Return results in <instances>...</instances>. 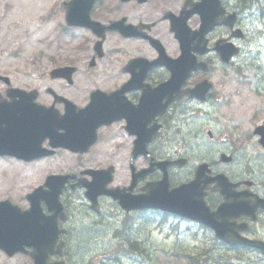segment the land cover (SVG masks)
<instances>
[{
	"label": "flooded vegetation",
	"instance_id": "1",
	"mask_svg": "<svg viewBox=\"0 0 264 264\" xmlns=\"http://www.w3.org/2000/svg\"><path fill=\"white\" fill-rule=\"evenodd\" d=\"M248 7V0H97L89 24L63 27L74 47V60L54 67L73 65V74L19 79L7 75L9 81L0 80L3 102L20 100L7 95L10 88L37 89L36 101L52 109L53 125L58 126L54 137L43 138L42 147H52L53 154L34 161H53L63 153L72 161L47 173L64 178L65 217L49 219L38 231L39 239L52 242L43 250L16 254L11 264H153L154 221L158 226L172 225L170 234H165L169 238L182 225L187 227L168 252L177 256L179 264H184L185 256L188 264H264V169L233 168L242 157L244 133L238 137L229 133L205 152L200 145L192 156L179 150L168 153L169 131L191 125L207 109L229 113L231 122L234 110L242 106L240 89L233 94L232 72L242 76L249 66ZM102 25L111 28L101 32ZM236 30L241 35H234ZM234 45L239 49L236 55H232ZM197 86L201 90L192 91ZM259 119L253 124L264 122V116ZM60 134L81 150L55 147L62 140ZM227 157L230 160L223 161ZM166 160L181 163L167 168L171 188L200 176L189 199L204 201L212 213L229 200L253 202L256 208L251 212L228 208L215 219L205 215L223 234L246 242H226L216 227L184 216L151 208L127 210L108 193L98 194L94 206L87 195V184L95 175L111 177L108 186L120 187L121 195H142L163 177L158 166L149 170L152 163ZM203 163L208 168L199 170ZM121 172L126 180L115 184ZM218 174H225L235 185L222 189V179H211ZM44 211L49 214L45 207ZM186 240L197 243L196 247L185 250ZM200 243L206 247L200 249Z\"/></svg>",
	"mask_w": 264,
	"mask_h": 264
},
{
	"label": "rangeland",
	"instance_id": "2",
	"mask_svg": "<svg viewBox=\"0 0 264 264\" xmlns=\"http://www.w3.org/2000/svg\"><path fill=\"white\" fill-rule=\"evenodd\" d=\"M62 1L0 0V74L13 75L14 79H19L22 75L48 74L57 64L74 60V47L69 43L71 39L63 31L65 21L61 8ZM248 13H259L248 16L250 34L246 55L249 65L255 64L261 68L260 86L259 82L257 84L260 88L255 86L253 67H248L242 76L233 71V94L236 89H240L243 104L238 110H234L237 113L231 122L229 113L220 114L206 110L191 125L169 131V155L176 154L179 150L192 156L195 150L199 151L195 148L200 145L205 152L207 146L217 147L219 141L230 137L229 133L237 137L244 133V155L233 168L264 169V149L249 134L253 129L252 115L261 112L259 118L264 116V0H256ZM234 100L238 101L237 97H234ZM210 131L213 137H210ZM70 159L67 153L53 161L24 162L0 158V200L10 198L14 203L25 206L27 204L25 194L42 184L49 170L60 169L63 165L71 163ZM123 166L124 163H121V167ZM124 180L126 177L121 172L115 184L123 183ZM162 236V233L156 231L154 239L161 242ZM2 256L4 258L0 255V264L14 263L18 257L10 259L3 254Z\"/></svg>",
	"mask_w": 264,
	"mask_h": 264
},
{
	"label": "water",
	"instance_id": "3",
	"mask_svg": "<svg viewBox=\"0 0 264 264\" xmlns=\"http://www.w3.org/2000/svg\"><path fill=\"white\" fill-rule=\"evenodd\" d=\"M71 7H68L66 19L69 24H89V11L95 0H73ZM73 68L63 67L54 69L51 74L59 75L62 73H72ZM1 77V76H0ZM7 79V78H5ZM22 98L30 97L31 105H19L18 107L24 113L22 118L13 116L12 111L14 106L4 104L0 105V155L11 154L28 159L35 158L41 154L31 153L25 140L29 135L28 130L40 124L42 119L37 116L33 117L34 107H39L34 102L36 92L21 91ZM66 137V136H65ZM264 143V135L262 140ZM73 145L70 144L69 147ZM156 164V163H154ZM153 164V165H154ZM164 170L165 178L158 183L151 184L149 193L144 196L132 197L128 194L121 195L118 189H107L106 185L111 181V177L104 179L95 175L94 180L87 184L88 195L94 200L100 193H108L115 198H119L121 204L126 208L133 207H158L164 210L183 213L192 218H196L195 207L190 204L187 194L180 193L182 188L169 190V179L167 174V162L157 163ZM151 170V169H150ZM64 178L50 176L47 184L55 186L53 192H43L41 188L36 189L32 194L28 195L32 203L31 209L23 211L16 205H13L10 200L0 202V247L8 251L9 254H14L19 250L24 249V245H33L38 240V231L40 227L46 224L50 217L43 214L41 208V199H45L50 209H55L57 205L58 194L61 191ZM194 182L184 186V189L189 193L194 186ZM183 200L181 199V196ZM61 209V203H59Z\"/></svg>",
	"mask_w": 264,
	"mask_h": 264
}]
</instances>
